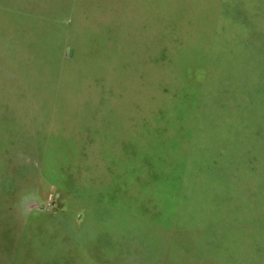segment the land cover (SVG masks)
I'll list each match as a JSON object with an SVG mask.
<instances>
[{"label":"rangeland","instance_id":"rangeland-1","mask_svg":"<svg viewBox=\"0 0 264 264\" xmlns=\"http://www.w3.org/2000/svg\"><path fill=\"white\" fill-rule=\"evenodd\" d=\"M0 264H264V0H0Z\"/></svg>","mask_w":264,"mask_h":264},{"label":"crops","instance_id":"crops-1","mask_svg":"<svg viewBox=\"0 0 264 264\" xmlns=\"http://www.w3.org/2000/svg\"><path fill=\"white\" fill-rule=\"evenodd\" d=\"M57 3L59 4V2H57ZM51 6L56 8L55 5L51 4ZM69 9H70V7L68 6L67 7V11H69ZM103 14L104 13L100 9H98L94 13V19H91L89 22H92V23L98 22L99 20H101L100 16L103 15ZM80 15L85 16V18L87 16V15L83 14L82 10L80 11ZM67 17H68V14H66L64 16V18L62 17L61 20H56V22H55V24L57 26H60V30L58 31V35H57V37L59 38V43H60V46H59L60 50H58V55H57V57H55V61H56L57 64L55 65L56 70L54 72H55L56 76H58V73H59V65H61V64L63 65L64 63L68 62L69 58L72 56L71 55V50L74 51V48L72 49V45H68V42H67L68 38H72V37H76V36L81 35L83 38L91 37V39H97L98 36H99V32H100V28L97 29V30H94V32L92 34L90 33L89 30H83V31L76 32L75 35L72 36L71 35V30L73 28L74 18L71 17L72 22H70V18H69V20H68L69 24L68 25L64 24V23H60L62 20L66 21ZM69 17H70V15H69ZM81 26L84 27V25H82V24H81ZM79 32H81V33H79ZM50 36H51V34L49 35V37ZM62 47L65 48V51H64L63 58H62L63 62L60 63L59 62V56H60V51H61ZM68 51H69V54H68ZM94 55H96V54H94V52L92 51L91 52L92 58H93Z\"/></svg>","mask_w":264,"mask_h":264}]
</instances>
